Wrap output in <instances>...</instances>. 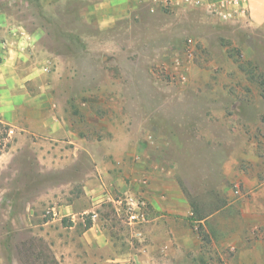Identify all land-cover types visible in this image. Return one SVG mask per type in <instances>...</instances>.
I'll return each mask as SVG.
<instances>
[{
  "label": "rangeland",
  "instance_id": "374dc122",
  "mask_svg": "<svg viewBox=\"0 0 264 264\" xmlns=\"http://www.w3.org/2000/svg\"><path fill=\"white\" fill-rule=\"evenodd\" d=\"M84 3L61 0L40 9L18 8L16 13L43 24L48 35L45 45L77 63H83L84 53L92 50L94 68H123L124 73L115 71L108 78L121 81L124 89L92 91L105 101L86 110L108 118L113 126L121 112L125 118L143 121L141 138L148 147L142 155L147 153L151 160L159 150L163 161L171 162V178L188 199L187 212L183 208L180 213L183 218L172 220L171 246L151 254V264H264V29H217L197 24V15L191 13L188 39L163 29L149 36L147 29L134 25L111 31L121 40L118 43L63 42V37L84 33L100 36V29L82 15ZM105 50L109 59L103 62L99 53ZM87 78L81 72L77 82L83 85ZM113 98L122 99V109L117 111L107 102ZM97 134L109 145L114 133L103 129ZM54 147L53 141L46 142L49 154L47 161L42 160L36 149L21 147L9 127L0 123V264L93 263L77 243L92 212L85 213L73 230L68 228L69 217L63 219L65 227L43 225L44 218L53 217L57 204L44 195L52 187L37 185L34 166L56 162ZM9 162L19 168L8 170ZM21 166H26L25 171H19ZM129 168L125 179L133 188L149 184L147 168ZM46 169L52 181L53 168ZM140 172L143 175L138 177ZM17 175L22 176L15 182ZM13 190L28 191L27 202L10 196ZM131 192L116 191L115 200L102 203L97 211L130 217L149 214L148 199L138 190ZM116 220L109 226L114 238L119 237ZM72 237L71 245L60 243Z\"/></svg>",
  "mask_w": 264,
  "mask_h": 264
},
{
  "label": "crops",
  "instance_id": "0c3cea01",
  "mask_svg": "<svg viewBox=\"0 0 264 264\" xmlns=\"http://www.w3.org/2000/svg\"><path fill=\"white\" fill-rule=\"evenodd\" d=\"M84 1L82 15L87 23L100 29V36L84 33L63 37V42L118 43L121 40L114 38L111 31L134 25L147 29L149 36L163 29L167 34L179 33L182 40L183 37L188 39L191 13L197 15V24L206 23L217 29L232 26L264 29V0ZM54 3L60 4L61 0H0V123L9 127L21 147L29 145L36 149L42 160L49 154L45 150L46 142L54 143L56 162L47 166L38 162L34 166L37 185L52 187L44 195L57 204L53 217L44 218V226L49 223L63 226V219L69 217L72 224L68 228L73 230L83 221L85 213L92 212L91 226L78 233L77 239L85 255L93 259L91 264H128L132 260L137 264H151V254L171 246L172 220L183 218L184 214L180 213L183 208L187 212L188 199L180 184L171 178V162L163 161L159 150L154 151L151 160L147 153L142 155L148 147L141 138L143 121L125 118L121 112L113 126L108 118L86 110L105 101L94 97L92 91L108 93L124 89L121 81L108 78L115 71L116 75L124 73L123 68H94L92 50L84 53L83 63H77L73 57L45 45L48 35L43 24L16 13L19 9H40L41 5L50 7ZM105 48L108 49V45ZM99 54L103 62L108 61L107 50ZM81 72L88 76L83 85L77 82ZM94 74L100 77L94 79ZM107 102L117 111L123 108L122 99ZM94 127L97 132L93 131ZM103 129L114 133L109 145L97 134ZM141 155L140 160L135 159ZM137 165L141 171L147 168L145 172L150 173L149 184L136 188L148 199L149 214H135L136 218L130 214H100L98 208L104 202L114 201L116 191L127 195L137 192L125 179L126 169L132 167L138 171ZM50 166L55 175L52 181L48 180L46 172ZM25 167L21 166L19 171H25ZM5 168L13 171L19 167L9 162ZM141 175L140 172L138 177ZM21 176H14L15 182ZM28 194V191L13 190L10 196L24 197L22 201L27 202ZM119 203L117 200L116 205ZM114 218H117L119 235L115 238L109 233ZM72 241L73 237L60 243L67 246Z\"/></svg>",
  "mask_w": 264,
  "mask_h": 264
},
{
  "label": "trees",
  "instance_id": "16d2710c",
  "mask_svg": "<svg viewBox=\"0 0 264 264\" xmlns=\"http://www.w3.org/2000/svg\"><path fill=\"white\" fill-rule=\"evenodd\" d=\"M206 216H202L200 219H204ZM92 222L89 221L87 224H86V228H89L91 226Z\"/></svg>",
  "mask_w": 264,
  "mask_h": 264
},
{
  "label": "built area",
  "instance_id": "2783aa9c",
  "mask_svg": "<svg viewBox=\"0 0 264 264\" xmlns=\"http://www.w3.org/2000/svg\"><path fill=\"white\" fill-rule=\"evenodd\" d=\"M131 217H132V218H136V215H135V214H133Z\"/></svg>",
  "mask_w": 264,
  "mask_h": 264
}]
</instances>
